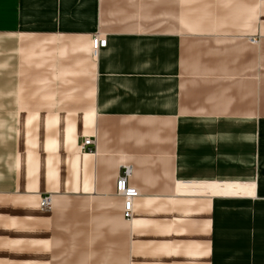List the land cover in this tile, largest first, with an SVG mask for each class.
<instances>
[{"label": "crops", "instance_id": "crops-1", "mask_svg": "<svg viewBox=\"0 0 264 264\" xmlns=\"http://www.w3.org/2000/svg\"><path fill=\"white\" fill-rule=\"evenodd\" d=\"M3 100L0 264H264V0H0Z\"/></svg>", "mask_w": 264, "mask_h": 264}, {"label": "built area", "instance_id": "built-area-1", "mask_svg": "<svg viewBox=\"0 0 264 264\" xmlns=\"http://www.w3.org/2000/svg\"><path fill=\"white\" fill-rule=\"evenodd\" d=\"M255 41V40H253ZM107 46V39L102 37H96L92 42V49L97 54L99 49L105 48ZM79 152L81 154H96V139L87 137L83 143L79 146ZM123 172L120 175L117 182V194L124 200V210L123 215L126 220H131L134 211V201L136 198L140 197V190L136 187L128 185V178L132 174L131 166H124ZM52 203L51 197H44L42 199L41 205L45 209L49 207Z\"/></svg>", "mask_w": 264, "mask_h": 264}, {"label": "rangeland", "instance_id": "rangeland-1", "mask_svg": "<svg viewBox=\"0 0 264 264\" xmlns=\"http://www.w3.org/2000/svg\"><path fill=\"white\" fill-rule=\"evenodd\" d=\"M97 37H100V36H97ZM96 37H94V39H95ZM102 38H104L103 36H102ZM93 39V40H94ZM252 40H255V41H253V42H257V40L256 39H254V38H252ZM92 55L95 57V53H93L92 52ZM91 55V56H92ZM0 104L2 105V106H0V109H8V108H10L9 106H8V102H6L5 100H3V101H0ZM7 105V106H6ZM14 119V117H7V116H0V121H2V120H8L9 122L11 121V120H13ZM87 137H83L82 139H83V141L86 139ZM91 138H95V137H91ZM96 139V138H95ZM78 152H79V148H78ZM80 153V152H79ZM81 154V153H80ZM192 188H195V186H193ZM216 188V187H215ZM195 192V191H194ZM202 192V191H201ZM207 192H209V191H207ZM213 192V191H212ZM212 192H210V193H212ZM191 193H193V189H192V192ZM205 193V192H204ZM44 197H51V199H52V195H46V196H44ZM43 197V198H44ZM42 198V199H43ZM122 198V197H121ZM41 208H42V206H41ZM43 209V208H42ZM45 212H53V199H52V203H51V205L49 206V207H47V208H45V209H43Z\"/></svg>", "mask_w": 264, "mask_h": 264}, {"label": "bare ground", "instance_id": "bare-ground-1", "mask_svg": "<svg viewBox=\"0 0 264 264\" xmlns=\"http://www.w3.org/2000/svg\"><path fill=\"white\" fill-rule=\"evenodd\" d=\"M94 52V51H93ZM95 53V52H94ZM41 202H42V200H41ZM42 206V205H41Z\"/></svg>", "mask_w": 264, "mask_h": 264}]
</instances>
